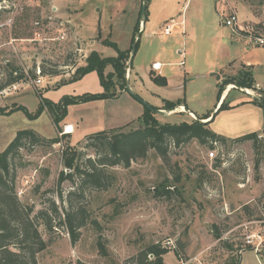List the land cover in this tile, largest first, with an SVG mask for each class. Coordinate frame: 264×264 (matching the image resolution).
Masks as SVG:
<instances>
[{"label": "rangeland", "instance_id": "rangeland-1", "mask_svg": "<svg viewBox=\"0 0 264 264\" xmlns=\"http://www.w3.org/2000/svg\"><path fill=\"white\" fill-rule=\"evenodd\" d=\"M217 1L220 7L225 5L222 10L234 8L242 25L251 34L264 38V0ZM70 2L69 9L65 0H26L11 26L0 28V82L16 68L24 76L19 82L27 84L0 92V107L11 110L21 106L27 110L0 114V152L19 130L31 129L45 140L33 148L25 146L13 159L16 195L20 189L23 192L17 195L20 202L33 206V214L43 210L52 218L51 230L38 221V230L47 242L45 250L37 254L38 264H124L148 244L162 246L167 238L174 241L175 247L163 256L166 264H230L239 255L240 264H264V206L252 209L251 215L243 208L247 203L253 205L264 198L261 197L264 193V145L257 150L253 149L251 141L230 144L223 151H216L220 164L215 166L217 159L207 157V145L195 139L179 146L169 143L168 163L150 150L145 158L131 161L128 167H106L105 171L112 176L106 189L80 186L77 176L71 181L57 183L60 172L67 170L63 163L64 147L81 152L83 160L95 158L94 151L84 146L85 135L100 130L119 128L127 132L137 128L138 118L144 111L143 102L147 100L154 106L157 103L154 93L163 95L164 91L157 86L145 83L139 88L134 81L135 71L143 77L157 48L176 60L179 54L174 50L182 48L185 64L178 67L184 70L190 66V73L183 80V89L176 90L175 82L171 84L170 95L180 96L198 113L212 111V117L220 106L212 110L217 97L216 78L223 74L220 69L227 64L222 41L231 43L228 38L231 30L222 23V11L216 0H145V31L153 30L154 37L145 39L140 22L139 46L132 58V67L128 60L124 69L132 92L124 88L122 95L114 99L69 105L62 122L73 123L75 133L63 137L60 143L50 144L48 139L59 137V132L47 111L38 112V93L58 102L63 96L102 92L95 71L76 81H65L78 66L85 64L91 50L102 57H113L117 51L110 43L121 51L130 47L143 0ZM6 16L3 12L0 21ZM170 18L183 21V25L178 23L169 35H165L163 23ZM79 25L81 34L78 33ZM60 31L64 38L57 39ZM221 33L225 35L223 40ZM10 39L15 40L10 43ZM38 66L41 83L35 82ZM43 67L45 74L41 73ZM209 67L212 70H208ZM111 70V66H107L105 72ZM51 71L54 74H50ZM234 71L227 68L224 79L233 76L229 74ZM137 78V82L141 81ZM229 85L231 93L226 103L241 95L234 84L225 85L223 91ZM251 91L254 99L264 101V93L257 89ZM255 106L264 112L263 107ZM173 110L156 113V118L163 123L189 120L184 107L182 114H170ZM228 110L219 111L209 123L215 133H230L233 123L239 121L237 113ZM245 111L246 115L240 117L243 124L247 123V114L252 115L249 109ZM176 176L178 181H175ZM162 186L170 187L173 192L168 197L156 196L155 188ZM53 205L57 214L51 211ZM78 206L85 208L87 218L77 229L76 241L72 242L64 214L69 208ZM259 217L262 220L256 219ZM213 225L221 233L219 239L213 236ZM247 234L254 238L253 244L245 247ZM98 240L104 245L106 255H102ZM253 246L258 251L255 252Z\"/></svg>", "mask_w": 264, "mask_h": 264}, {"label": "trees", "instance_id": "trees-1", "mask_svg": "<svg viewBox=\"0 0 264 264\" xmlns=\"http://www.w3.org/2000/svg\"><path fill=\"white\" fill-rule=\"evenodd\" d=\"M141 11L142 5L140 6L139 16L134 25L131 45L128 49L121 51L117 49L115 44L110 43L117 51V55L113 57H102L98 52L91 50L85 58V64L78 66L70 79L65 81H76L85 74L95 71L103 89L102 92L63 96L58 102H53L43 97L40 92L38 93L40 97L38 112L47 111L59 133H61L60 123L67 115V107L69 105L94 100L114 99L125 88L126 79L124 77V69L130 57L131 46L134 37L139 32L140 22L145 21L147 18L144 11L143 19H141ZM139 40L140 38L136 42L135 52L139 46ZM131 64L132 60L130 67H132ZM107 66H111L112 70L105 72ZM242 68L236 75L226 77L218 84L217 101L221 97L223 87L228 84H234L238 88L256 89L254 87L251 70L245 69L244 65ZM41 73H46L44 67L41 69ZM50 74H54V71H51ZM149 75L151 81L156 85H167V80L164 76L154 72H149ZM21 79H24L22 71L16 68L12 69L8 73V78L4 82H0V91ZM260 91L264 93V90ZM252 103L264 108V101L253 99ZM143 104L144 111L138 118L139 126L137 128L127 132L119 128L109 131L100 130L83 137L85 141L84 146L94 151L95 158L87 157L83 160L81 152L68 146L64 147L62 150L63 163L65 169L68 171L63 170L60 172L57 183L60 184L65 180L71 181L74 176H77L80 186L91 185L96 188L106 189L112 181L111 174L105 171L106 167L115 165L128 167L131 161L145 158L150 150H153L162 161L168 163L169 143H172L174 146H179L180 144H185L195 139L200 144L207 145L209 150L215 147V143L226 148L230 144L251 141L253 149L257 150L261 145H264V132L262 133V138H258L260 133L251 132L233 139H228L209 128V123L219 111L230 108L225 99L222 100L212 117L211 112H207L203 116H196L195 119L189 117V120H183L178 123H163L159 121L156 118V113L153 111V108L157 107L152 106L150 108L148 107L150 104L147 102H143ZM179 105H184L186 109V104L183 99H176L174 101L163 100V105L159 109L173 110ZM14 110L27 112L26 108L21 106H16L11 110H5L4 107H0V114ZM209 117L211 118L206 122H201V120H206ZM66 136L69 135L66 133L60 137L55 136L48 139V142L50 144L59 143ZM44 141L43 136L37 132L31 129H23L17 131L14 138L0 152V264H38L37 254L47 247V242L38 230V221L41 220L45 228L51 230L52 218L43 210L33 214V206L20 202L16 195V170L13 166V159L19 155L21 149L25 146L33 148L37 144H42ZM219 164L220 161L218 159L215 160L214 165L217 166ZM257 166L258 164L256 163L255 168ZM178 180L179 178L176 176L175 181ZM172 192L170 187L166 188L162 186L155 188L154 194L156 196L168 197ZM261 197H264V193ZM263 201L264 198L259 199L253 205L247 203L243 208L248 215H251L252 209L261 205ZM51 211L57 214V209L54 205ZM86 218L87 213L83 206L72 207L65 211L64 222H66L72 242L76 241L78 235L77 229L85 224ZM256 219L262 220L260 217ZM212 228L214 238L219 239L221 233L218 227L213 225ZM97 244L102 255H106L105 247L101 241L98 240ZM246 250H250V248ZM167 252L169 251L161 247L159 243L148 244L124 264H165L163 256ZM230 264H240V255L235 261L232 260Z\"/></svg>", "mask_w": 264, "mask_h": 264}, {"label": "crops", "instance_id": "crops-1", "mask_svg": "<svg viewBox=\"0 0 264 264\" xmlns=\"http://www.w3.org/2000/svg\"><path fill=\"white\" fill-rule=\"evenodd\" d=\"M65 2H66L65 4L66 8L70 9L72 7L70 6L72 5V2H70V0H65ZM216 3L220 7V2L216 0ZM224 6L225 5L220 7L221 11ZM52 8H56V10H58L57 6L56 7L53 6ZM240 23H241V20H240ZM141 26L143 27L141 34H144L145 39H153L154 31L153 30L145 31V21L144 20L141 21ZM78 29H79V31L77 30L78 33L81 34L82 33L81 26ZM246 33L247 35H245ZM224 36H225L224 33L220 34V38L222 40L224 39ZM228 38L231 43L222 41V43L225 44L224 45V48H225L224 58L227 64L222 66V68L220 69V71L222 72L224 71V72L223 74L222 73L219 74V77L216 78L217 80L215 84L218 86L221 80L224 79L223 75L226 73L227 68H233L235 70L234 72H232L233 74H229V75L234 76L237 74V71L242 69V66L244 65L245 69H250L252 72V76L254 80V87L257 90H264V45L262 46L257 45V43L253 39H250V36H248V32H245V31H241L238 34L231 32ZM13 45L15 46V44ZM16 46L18 47L19 45L16 44ZM180 49L182 48L177 47L174 50L175 53L177 52L179 54ZM152 56H153L152 60L150 59V63L146 66V69L143 73L144 78L141 75H139L137 71H135L134 81L136 85L139 86V88L143 87L144 84L147 83V85L157 86L159 89H162L164 91L163 95L154 93V95L156 96L155 99L157 102L156 104H154V106L157 108H160L163 105V100L174 101L176 99H182L178 95H177L178 97L173 98L170 95L172 92L170 90L171 89L170 87H171V84L175 82L174 88L176 87V90L183 89L184 88L183 80H185L186 75L190 73L191 67L187 66L184 70H180L178 67L180 66L178 63L181 59L180 54H179L178 60L171 59L170 56H167L166 51H164L161 48L155 49ZM153 62H160L162 64L159 73L154 72L150 69V66ZM184 64L185 62L182 65ZM210 68L211 67H209L208 70H212ZM149 72H154L156 74L164 76L167 80V85L159 86L153 83L150 79ZM137 76L140 78L141 81L137 82V79H138ZM229 87H231V85H229L225 91H222L219 101L216 100L215 106L212 108V110H215L223 99L226 100L229 97L231 93ZM237 89L239 90V93H241V95L236 96L229 101L228 105L230 108H228L229 109L228 112L231 111L234 114L237 113L239 121L233 123V129L230 130V133H223L225 135L223 134L222 135L225 136L226 138H235V137H238V136H241L247 133H251V132H257V133L262 134L264 132V114H263L264 112L262 113L261 108L256 107L255 104L252 103V100L255 98L254 95L252 94L253 92L251 91V89H248V88H237ZM123 91H121V93L118 96L122 95ZM146 102H149V101L146 100ZM185 104H186V110L184 112L188 113V114L186 113L188 119L189 117L195 119L196 116H203L204 114L207 113L206 111H201L200 113H198V111H193L192 109L188 107L186 101H185ZM183 107L185 108L184 105H179L173 111H170L171 112L170 114H173V113L182 114ZM246 109H249L252 112V115L247 114L248 115L247 123L243 124L240 121V117L246 115L245 114ZM215 116L213 117L212 121L215 119ZM68 124H70L73 127V131L67 134H70V136H72L75 133V125H73V123H70V122H67V123L62 122L63 128ZM234 128L240 131L238 132L234 130ZM231 133H234V134H231Z\"/></svg>", "mask_w": 264, "mask_h": 264}, {"label": "built area", "instance_id": "built-area-1", "mask_svg": "<svg viewBox=\"0 0 264 264\" xmlns=\"http://www.w3.org/2000/svg\"><path fill=\"white\" fill-rule=\"evenodd\" d=\"M25 1L26 0H0V15L3 12L7 13L6 18L4 20L0 21V28L1 29L4 28L5 26H7V27L11 26L15 14L18 12L19 8H21V4ZM178 23L183 25V21L176 22L173 18L169 19L168 21H165L163 23V29H162L163 34L169 35L171 33L173 27L175 25H178ZM222 23L225 26H228L232 33L238 34L241 31L248 32V36H250V39H253L257 43V45H260V46L264 45V38L263 37L251 34V32L248 29H246L240 23V21L238 19L237 12L234 8L228 7L227 9L225 8V10H222ZM63 35H64L63 31H60L56 38L62 39V38H64ZM246 35H247V33H246ZM14 40L15 39H10V41H11L10 43H12V41H14ZM179 54L181 56V59L178 63H179V65H182L184 63V51L182 49H180ZM161 66H162V64L160 62H153L150 66V69L154 72L159 73ZM35 72L38 76V78L35 80V82L41 83L42 76L40 74L39 66L35 69ZM20 82L18 81L16 83L10 84L7 87H5L3 90H1L0 92H5L6 90H16L18 87L20 88L22 86H27V84H24V81H20ZM65 131H66V128L64 127L63 132L58 133L59 137L62 134H66L67 132H65ZM258 138H262V134H259ZM214 145H215V147L210 149L207 153V157L211 160L218 159L216 151H218V150L223 151L225 149L223 146L218 145L216 143ZM22 194H23V192L21 189L17 191L18 196H21ZM261 205L264 206V202H262ZM253 238H254V235H251V234L245 235L244 246L247 247V246L252 245L253 244ZM161 247L166 248L167 250L174 249V247H175L174 241L167 238L164 242H162ZM252 248L255 252L258 251V248L256 246L255 247L253 246ZM240 251L242 252V249H240Z\"/></svg>", "mask_w": 264, "mask_h": 264}, {"label": "water", "instance_id": "water-1", "mask_svg": "<svg viewBox=\"0 0 264 264\" xmlns=\"http://www.w3.org/2000/svg\"><path fill=\"white\" fill-rule=\"evenodd\" d=\"M144 10H145V0H143L142 2V15H141V19H143V13H144ZM140 37V33L139 34H136V36L134 37V41L132 43V46H131V51H130V57H129V62L128 64L131 62L132 60V57H133V54L135 53V49H136V42L137 40L139 39ZM218 78V76H217ZM125 89L128 90L129 92H132L129 85H128V82L126 81V85H125ZM148 107L152 108L151 105H148ZM153 111L155 113H158V114H164L165 111L164 110H160V109H157V108H153ZM213 116V115H212ZM207 120H201V122H206Z\"/></svg>", "mask_w": 264, "mask_h": 264}, {"label": "bare ground", "instance_id": "bare-ground-1", "mask_svg": "<svg viewBox=\"0 0 264 264\" xmlns=\"http://www.w3.org/2000/svg\"><path fill=\"white\" fill-rule=\"evenodd\" d=\"M65 128H66V131L65 132H67V133L73 131V127L70 124L66 125Z\"/></svg>", "mask_w": 264, "mask_h": 264}]
</instances>
